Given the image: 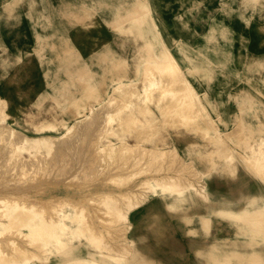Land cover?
I'll return each mask as SVG.
<instances>
[{
  "label": "rangeland",
  "instance_id": "374dc122",
  "mask_svg": "<svg viewBox=\"0 0 264 264\" xmlns=\"http://www.w3.org/2000/svg\"><path fill=\"white\" fill-rule=\"evenodd\" d=\"M141 13L145 15V23L138 22L139 26H135L134 17ZM154 32L157 33L155 41L151 40ZM162 49L172 53L173 59L177 64L176 67H178L177 76H181V79L183 78L189 83L191 93H188L186 97L188 101L181 106L182 109L190 110V112H195L194 109L199 111L193 113L196 116L193 125L180 126L175 122V120H179L176 117V112H172L170 118H168V120L170 119L169 121L175 122L173 124V122L163 121L164 118L159 116L158 109L153 104H147V107L153 112L151 117H154L153 114L157 117L153 123V127H155L153 132L149 131V126L146 123L147 121H152L151 117L144 118L142 116V118H139L141 123L136 125L130 122L127 117L131 118L130 115L132 114H134L133 117H136L141 104L135 100L138 95L135 96L133 90L136 94L143 92L140 89L142 87L141 82L144 80L143 77H146V75H143V70L146 69L147 65L149 67L154 66L152 69H155L156 65L153 58L159 59L160 50ZM137 66L139 70L135 72ZM179 73L182 75H179ZM167 79L170 78L167 77L164 80L167 81ZM130 83L135 85H132V87L129 85ZM120 87L127 88L123 91L120 90ZM125 92H128L129 98L127 94H124ZM122 94L125 97L127 96V99L124 97H121V99L120 96ZM123 98L125 99L124 101L134 98L131 101L137 105L132 113H122L128 116L125 117V115L121 114V119L128 120V123L124 121L125 124L122 120H119L123 124L115 125L117 136H128L122 145L125 149L119 150L115 136L106 135L111 143L109 145L116 146L114 148L115 151L112 153L108 150L109 146L98 153L103 159L101 167L98 162L96 163L93 160V150L87 149L89 152H86L85 145L90 148L89 145L96 140V138H93L92 142L90 137L98 136L97 138H99L105 135V132H102L106 128V125H104L105 127L102 126L105 124L103 122H105V118L110 113L116 112L121 108V102H124L122 101ZM0 104L3 116H5L4 118L0 116V125L3 129L7 131L14 130V133L22 134L27 140L39 139L40 137H45L49 140L53 138L57 145L56 148H64L67 145L64 147H61L62 145L58 146L60 144L59 141L64 140V137H68L70 140L74 136L78 137L76 131L83 133L85 129H89L94 125L100 127L99 124H101L102 126L100 128L97 127L101 130L102 136L98 135L100 130H97L98 133L95 131L97 134L95 136L96 134L93 132V135L89 129L90 132H88L89 136L87 138L89 139L88 141H91L90 144L84 145L83 139L77 140L75 137L74 140L76 139V141L73 146L78 145V148L76 147L73 150L74 147L73 149L70 148L72 145L66 146V148H70V150L68 149L69 151L67 150V154H71V150L75 152L76 149H79L77 152L80 151L79 153L83 154H76L78 156L75 155V157H78L79 160L84 159V161L90 162L88 165L93 168L91 169L93 171H89V167L79 171L83 174L85 170L83 175L75 171L76 168L81 170V168L88 166L85 164L86 162L77 160L84 163L85 166L79 168V166L73 165L74 169L70 167L72 165H68V169L70 168L68 171L74 172L69 174L70 177L64 173L66 175L65 179L61 176H65L63 172L68 171L63 170L67 169H64V167L62 168L63 172H58L56 168H58L57 166L61 168L63 163L66 166L65 164L69 163L68 160L66 162L62 161L69 159V156H66V152L59 153L61 152L60 149L56 148V150L51 152L52 148L54 149L52 144L50 151H42L46 154L40 158L43 161L47 157L48 162L55 159L52 160L53 163L51 161L50 163L54 165L56 161L54 165L56 168L53 165H48L49 163H46V159L42 164L38 163L41 159L38 162H36V159L33 160L35 158L32 157L33 153L37 151L35 147L30 149L26 147L24 148L25 150H15L13 149L15 146L7 147L8 151L15 150L17 154L19 153V157L26 159L24 163L26 164L27 162V167L30 168L32 163L30 168L32 170L30 171L28 168L23 170L25 172L20 173L22 172L20 161L18 162L16 155L13 156L12 154V157L16 159V161H12L13 165L16 167L17 165L20 166L17 168L13 166L15 169H10L11 174L7 173L5 170L7 168L3 167L4 172L0 169L1 173L6 172V176H1L6 178L3 181L0 180V186H4V189L0 187V190H3L0 193L9 192L4 194V196L8 195L9 197L4 198L10 200L13 193H17V190L21 187L22 190H19L20 192L23 191V193H18L24 194V196L18 195L17 197L18 193H15L16 196L14 194L12 199L17 197L20 201H26L27 203L25 202V204L30 202L39 203L38 206H43V203L46 205L50 202L47 200L56 201L55 199H61L58 200L60 204L62 198L64 201L68 199L67 204L72 203L70 200L75 201L73 202L75 209L83 205L80 207H84L85 212L86 210L90 212H86L88 213L87 218L92 220V222L88 220L89 224H92L89 225L90 229L93 228L92 230L101 232L104 235L102 244L105 247V244L109 246L107 247L108 250H104L105 247H102L103 249H100L101 252H97L90 247L85 236H82L78 231H72L67 228L56 232L59 244L50 246V253L46 261H38L39 259H45V256L40 255L41 258L32 259L29 264H64L65 262L82 261L92 255L104 264H255L250 259L242 260L239 263L232 261L225 263L220 259V255L223 254V258L228 259L234 258V256L240 258L242 255L253 257L259 252L264 253V240H261L262 238L260 237H256V240H254V237L250 235L249 228H245L239 221L226 220L224 212L228 208L230 211L241 213L239 212L240 206L246 202L252 204V211H249L246 216H249V218L253 216L256 219L261 216L260 220L264 218V214H262L264 212V200L261 198V196H264V182L260 181L254 171V167L245 163L246 159L251 156L252 147L264 139V0H0ZM176 106L175 102L162 103L164 111L168 108L174 109ZM143 107L145 108V105H142V110ZM28 112L32 113L30 117H26ZM102 112L103 116H101ZM137 115L139 116V114ZM99 119H102V123L99 122ZM92 120H95L94 123L98 122L99 124L96 123L92 126ZM86 124H88L87 127H85ZM128 124H131L133 128H129ZM122 125L124 126L122 127ZM41 126H53V128L40 131L39 129L44 128ZM202 126L211 129L207 136L201 133L200 129ZM143 127L145 128L143 129ZM94 128L95 126L91 128L92 131ZM120 128L125 129V132ZM213 128L216 129L214 130ZM145 129L147 132L144 131ZM129 132H131L130 135H127ZM151 132L155 133L154 138L152 137L154 135H149ZM85 134H83V137L87 136ZM224 135L229 136L223 137ZM159 137H164L170 144L169 148L165 149L162 160L157 158L165 165L164 167L160 162H157L160 164L159 169L162 167V171H164L168 167L166 165L170 162L168 169L173 171L171 173L165 170L167 173L165 171L161 173L164 175L173 174L175 173L174 170L179 169L177 167L180 165L184 169L180 168L178 173L182 171L181 173H184L186 177L184 182L183 179L181 180V183H185L186 180H192L196 181L195 184L181 187L176 193L162 196L153 194L150 189L145 187L141 190L148 198L146 202L140 203L138 206L135 205L136 207L131 212L120 218L124 222H116L119 219L115 218L111 212L107 213L110 216L105 215L106 208L102 203L103 201L100 202L103 204L102 206H98L100 204L97 205L98 195L108 191L109 188L117 192L118 189L116 188L123 189L128 182V184H131L134 180H124V182L116 181V178L115 180H110V178L114 177V174L115 177L116 175L120 176L118 173L121 172V175L129 173L133 168L132 164L136 162L135 159L139 161L140 156H144L142 155L144 154L143 148H148L150 145L155 144L153 142ZM177 137L191 141L188 146L189 155L183 154L181 150L183 144L176 143ZM68 139L66 138V140ZM221 139L224 142L220 141ZM78 141L83 142V144L79 145ZM221 146L224 147L221 148ZM82 148L85 153L82 152ZM61 150L63 151V149ZM8 151H5V153L8 154ZM48 153H52V155L65 154V158L64 156L54 158L50 155L52 159L49 160ZM86 153L89 154L86 155ZM218 153L220 154L218 155ZM74 154L72 153V155ZM19 157L17 156V158ZM70 157L72 163L70 162L69 164H73L76 160L72 158L75 157ZM219 158L223 160L217 163L219 166L214 171L206 173V169L210 171L215 167L213 162H217ZM15 159L11 158V160ZM154 159L156 161V158ZM27 160H31L29 161L31 162L29 166ZM168 160L169 162H167ZM15 162L17 163L14 164ZM119 162H125V167L132 168H123L120 171L118 169L117 171L119 172L116 173L114 169L119 165L117 164ZM151 162H147L150 163L149 166H151ZM166 162L167 164H165ZM12 163L8 165L12 166ZM35 163L36 165H34ZM43 163H46L47 166L45 167ZM82 163L79 164L83 165ZM136 163H138L136 164L137 166L133 165L136 167L135 170H144L146 168V171L151 170L149 172L150 175L148 174L149 176L156 175L151 174L153 169H148L147 163L145 164L142 161ZM211 163L212 165L207 168ZM74 164H77V162ZM142 164L145 166H142ZM152 164L157 166L155 162ZM23 165L21 167L24 169ZM94 165H96L97 169H100H95ZM32 166H36V169ZM155 166H152L154 171L158 169V166L156 168ZM37 167L41 168V170L49 169L47 172H50V170L57 172H54L55 174L51 173L52 177L50 173L48 175L47 172L43 171L41 174H46L50 178L44 180L43 175L39 173L41 170H38ZM50 167L53 168L50 169ZM108 168L110 170L114 168L111 170V172L115 171L112 172L114 174H110ZM124 169L127 171H124ZM13 170L18 174L13 172ZM37 170L38 173H36ZM100 170L101 172H98ZM95 171L96 173H94ZM75 172H77V177ZM91 172L95 175H92ZM189 172L191 174H188ZM59 173L62 174L58 176V179H62V181L59 182L58 180L57 183L53 184V178H56L55 176L59 175ZM99 173L102 175L101 178L99 177L100 179L97 178L100 175ZM12 174L15 178L22 177V181L11 178ZM71 174L74 175L73 178H71ZM196 174H198L197 177L195 176ZM32 175L37 176L33 177ZM110 175L113 176L110 177ZM46 176L44 177L46 178ZM30 177L37 178L38 181L43 179V181L47 182L52 179L53 185L50 183L52 186H49L47 182H43L46 185H42V181L39 183ZM79 177L80 179H78ZM105 177L106 181L101 183V180H104ZM8 178L9 182L10 180L14 182L18 180V182H10L11 184L9 185L3 184L9 183L7 181ZM70 178L71 180H69ZM138 178L139 176L135 180ZM23 180L28 181V186L26 187H33L30 188L32 191L29 188L20 186L22 184L25 185L26 182L24 183ZM36 182L39 183L37 188L40 189V194L37 193L38 189L35 190L36 186L34 185L37 184ZM196 183L201 184L198 185ZM15 184H19L18 189H11ZM96 186L98 187L96 188ZM9 187L10 191L8 190ZM25 189H28V193ZM14 190L15 192H13ZM250 193L257 194L259 200L253 202V200L249 199L251 197ZM95 194L97 198H95ZM199 194L204 196V198ZM27 195L28 197H25ZM2 196L0 194V198ZM29 198L31 201H27ZM18 199L17 201H19ZM45 199L47 200L45 201ZM81 199L82 201L86 200V203L88 201L87 204L90 203L89 206L91 208L85 202H80ZM92 199L96 200H94L96 202L95 205H97L95 207L101 210L98 211L94 207ZM35 200L38 203L33 202ZM40 201L44 202L41 204ZM54 201L50 202L52 206H60L55 204L57 201ZM64 201L62 202L63 204L65 203ZM78 202L80 205H78ZM36 204L35 206L38 207ZM73 204H71L72 207ZM47 205L42 208H47ZM66 206L62 205L63 211L71 209ZM86 206L87 208H85ZM50 207L47 209L51 212L54 207ZM92 207L97 212L96 210H91ZM52 212L51 214L54 213ZM91 212L94 213L92 214ZM99 212L103 215H94L96 213L99 214ZM92 215H94L96 220H93ZM103 216L106 218L104 219V224L99 225L98 221H103ZM202 218V221L207 222L201 223ZM114 219L116 220L115 222L113 221ZM110 220L115 224H111ZM93 222L98 225L93 224ZM67 224H69V221L64 220L59 226ZM114 227H122L125 231L122 228L123 232L118 231L120 228L116 230L117 228ZM110 228L112 230L111 234L109 233L110 231H107ZM104 232H108L107 235L110 237L107 235L106 237ZM2 237L7 238L8 236L3 235ZM111 237L115 240L111 239ZM223 240L248 241V244H246L248 249H257L259 252H245L246 248L242 247H239L240 249L236 252H230L228 246H225L222 248L226 250L218 253V258H210L205 254L209 244ZM119 242H123L122 244L120 243L123 247H119ZM19 243L26 247L23 244L24 242L19 241ZM115 244L119 246H115ZM110 246L113 247L110 248ZM126 246L130 250L128 254L122 255L123 253L121 254L117 251L124 249ZM114 247L115 249H113ZM111 249L113 250L111 251ZM128 249L124 250L127 251ZM122 250L120 251L122 252ZM113 251L114 253L117 252L118 255L114 254ZM111 252L114 254L113 256ZM216 252L215 250L211 255H215Z\"/></svg>",
  "mask_w": 264,
  "mask_h": 264
},
{
  "label": "bare ground",
  "instance_id": "6f19581e",
  "mask_svg": "<svg viewBox=\"0 0 264 264\" xmlns=\"http://www.w3.org/2000/svg\"><path fill=\"white\" fill-rule=\"evenodd\" d=\"M40 2V1H39ZM220 6V5H219ZM41 7H43V6H41ZM42 9V8H41ZM46 10V9H45ZM26 15V14H25ZM98 16V15H97ZM175 17V16H174ZM28 19V18H27ZM60 19V18H59ZM134 25L135 26H139V23H145V15H143V13H141V14H139L138 16H135L134 17ZM30 22V21H29ZM139 22V23H138ZM179 22V21H178ZM32 25V24H31ZM33 26V25H32ZM181 27V26H180ZM183 27V26H182ZM155 28V27H154ZM186 28V27H185ZM178 29V28H177ZM154 31V30H153ZM196 33V32H195ZM192 34V33H191ZM190 34V35H191ZM239 34V33H238ZM157 36V33H155L154 32V34L152 35V38H151V40H153V41H155V37ZM169 36V35H168ZM235 38V37H234ZM176 39V38H175ZM186 39V38H185ZM171 40V39H170ZM213 40H215V39H213ZM216 41V40H215ZM40 45V44H39ZM173 45V44H172ZM36 49V48H35ZM112 49V48H111ZM33 51V50H32ZM40 51H42V50H40ZM34 52L36 53V51L34 50ZM44 54V53H43ZM36 55V54H35ZM160 58L159 59H157V58H153L155 61H154V64L156 65L155 66V69L153 68L152 69V67H154V66H152V67H149L148 65H147V67H149V69H147V67H145L146 69H144L143 71L146 73H144L143 72V75L145 76L146 75V77H143L144 78V80L141 82L142 84V87L140 88V89H142V93L141 94H136V92L133 90V93H135V96L136 95H138V96H136V99L135 100H137L141 105V107H142V105L144 106L145 105V108L143 107V110L141 109V107H137L138 108V111H137V114H139V116L136 114V117H133L134 116V114H132V115H130V117L131 118H129V117H127L128 118V120H130V122H132L133 124H140L141 122L139 121V118H142V116L145 118V117H151L152 116V111L150 110V108H148L147 107V104H153L157 109H158V112H159V116H161V118H164V120L163 121H169L168 120V118H170V116H171V113L172 112H176L177 113V116L176 117H178V121H176L175 120V122H177V124H179L180 126H187V125H193L194 124V122H195V118H196V116L195 115H193V113H196L197 111H199V110H195L194 109V111L195 112H193V111H191L190 112V110H187V109H182V105L184 104V103H186L188 100H187V95H188V93H191V90H190V88H189V83H188V81L187 80H185V79H181V76H177V68L178 67H176L177 66V64H176V62H175V60L173 59V56H172V53L171 52H169V51H167L166 49H162V50H160ZM247 56V55H246ZM86 57H88V56H86ZM41 66V65H40ZM39 66V67H40ZM144 66H146L145 64H144ZM143 66V67H144ZM51 69V68H50ZM96 69V68H95ZM139 69H138V66L136 67V69H135V72H137ZM146 70V71H145ZM179 70V69H178ZM72 72V71H71ZM180 72V71H179ZM57 73V72H56ZM60 73V72H59ZM181 73H179V75H180ZM52 75V74H51ZM50 75V76H51ZM182 75V74H181ZM175 76H177L176 78H175ZM167 77H169L170 79H167V81L166 80H164V79H166ZM183 77V76H182ZM179 78V79H178ZM181 79V80H180ZM48 82V81H47ZM129 85H135V84H132V83H130ZM71 86V85H70ZM132 86V87H133ZM130 87V86H129ZM185 87V88H184ZM47 88V87H46ZM49 88V87H48ZM121 88V87H120ZM123 88V89H122ZM120 90H125L126 88H124V87H122ZM131 88V87H130ZM129 88V89H130ZM123 91H120V92H123ZM44 93V92H43ZM128 92H125L124 94H127ZM130 93H132L131 91H130ZM132 93V94H133ZM40 94V93H39ZM123 95V94H122ZM120 96V98L121 97H124V98H126L127 99V96L125 97L124 95L123 96ZM128 95V94H127ZM53 96V95H52ZM135 96H133V97H135ZM158 96V98L156 99V97ZM123 98V100L122 101H124L125 99ZM128 98H129V95H128ZM46 99V98H45ZM51 99V98H50ZM122 99V98H121ZM68 100V99H67ZM131 100H134V98L133 99H131ZM131 100H126V101H124V102H121L122 103V105H120V109L119 110H117L116 112H112V113H110V115L107 117V118H105V122H103V123H105V124H103L102 126L103 127H105L104 125H106V128L104 129L105 131H103L102 130V132H105L104 134V136H102V133H101V130L100 129H98V128H100V127H102L101 126V124H99L98 122H96V123H98L99 125H100V127H98L97 125H94L95 126V128H94V130L92 131V129L91 128H93L94 126H93V124H96V123H94L95 122V120L93 121V123H92V126L93 127H90L89 129H90V131H91V133L93 134V132H94V134H96L95 133V131L98 133V131H99V134L98 135H100V136H102V137H99V138H97L98 136H97V134L95 135V136H97V137H93L92 135V137H90V140L93 142V138L95 139L96 138V140L94 141V143H92L93 144V146H92V144L91 145H89L90 146V148H87L88 146L87 145H85V144H90V142L91 141H88L89 139L87 138L88 136H89V134H88V132H90L89 131V129H85V132H81V131H79L80 133H78V131H76V133L78 134V137H76V136H74V138L76 137V139L78 140V139H83L82 141H84L85 143H84V145L86 146V148H85V150H86V152H89L87 149H92L93 150V154H94V158H93V160H95L96 161V163L98 162L99 164H100V166L102 167V161H103V159L101 158V155L100 154H98V153H100L102 150H103V148H106L107 146H109L108 147V150L110 151V153H112V152H114L115 151V146L114 145H109V144H111L110 143V141L108 140V138L106 137V135H112V136H115V139L118 141L117 142V144H118V148H119V150H122V149H125V147H122V145H123V143L125 142V140L128 138V136H117L116 135V128H115V125L116 124H123V122L125 121L124 119L122 120L121 118V114L122 113H125V112H129V113H132V111H133V109H135L136 108V106L137 105H135V104H133V102L131 101ZM44 101V100H43ZM137 101H134V102H137ZM173 102H175L176 104H177V106L174 108V109H170V108H168L167 110H163L162 109V103H173ZM41 103V102H40ZM138 103V104H139ZM4 104V103H3ZM4 106V105H3ZM39 108V107H38ZM37 108V109H38ZM63 108H65V107H63ZM63 110V109H62ZM192 110V109H191ZM2 107H1V104H0V116L2 117V118H4L5 116H3V113H2ZM105 111V110H104ZM103 111V112H104ZM103 112H102V115L101 116H103ZM108 112V111H107ZM31 112H28L27 114H26V117H30L31 116ZM123 116L125 115V117L126 116H128L127 114H122ZM95 116H97L96 114H95ZM153 118H152V121H147L146 123H147V125L149 126V131H153V129H155V127H153V123L156 121V118L157 117H155V115L153 114ZM81 117V116H80ZM83 117V116H82ZM119 117H120V119H119ZM125 117H123V118H125ZM93 118V117H92ZM98 118V117H97ZM102 118V117H101ZM126 118V119H127ZM167 118V119H166ZM102 119H104V118H102ZM102 119H99V122H101L102 123ZM87 120V119H86ZM98 120V119H97ZM119 120H122V121H119ZM128 120H126L125 122L126 123H128L127 121ZM83 121V120H82ZM117 121H119V122H117ZM204 121V120H203ZM83 122H86L85 120L83 121ZM124 122V123H125ZM169 122H173V124L175 123L174 121H169ZM179 122V123H178ZM90 123V124H91ZM125 123V124H126ZM89 124V125H90ZM118 125H116V126H118ZM131 125V124H130ZM129 124H128V126H129V128L131 127V128H133V126L131 125L130 126ZM172 125V124H171ZM47 126V125H46ZM83 126V125H82ZM81 126V127H82ZM88 126V124H86V126L85 127H87ZM121 126V125H120ZM124 125H122V127H123ZM168 126V125H167ZM173 126V125H172ZM36 127V126H35ZM41 127H44V128H41V129H39L40 131H43L44 129H49L50 130V128H53V126H48V127H45V126H41ZM98 127V128H97ZM80 128V127H79ZM97 128V129H96ZM125 128H127V127H125ZM145 127H143V129H144ZM81 129V128H80ZM80 129H78V130H80ZM123 132H125V129H123V128H120ZM214 130L216 129V128H213ZM83 130V129H82ZM98 130V131H97ZM137 130H140V129H137ZM201 133H203L204 135H206L207 136V134H209V132L211 131V129L209 128V127H206V126H202L201 127ZM213 130V131H214ZM14 131V130H13ZM13 131H11V130H9V131H7V130H5V129H3L2 128V126L0 125V142H1V144H0V158H1V161H0V166H1V168L0 169H2L3 170V167L4 168H7L8 170H9V172H8V170L7 169H5L6 171H7V173H10V169H15V168H17L18 166H22L23 164V166H24V169H23V167H21L20 166V168L22 169V172H20V173H23V172H25V171H23V170H27L29 167H27V162H26V164L24 163L25 162V160L26 159H23V158H21V157H19L20 155H18L17 154V152H15V150H18V149H24V148H26V147H28V149H30V148H32V147H35L36 148V152L35 153H33V160H35L36 159V162H38L40 159H41V161H39L38 163L39 164H42V162L43 161H45V159L47 160V157L42 161V158H40V157H42V156H45V154L46 153H43L42 151H46V152H48V151H50L49 149L53 146L54 147V149L52 148V150H51V152H53V150H56V149H60V151L61 152H59V153H63V152H66L65 154H67V150L69 149L70 150V148H72L73 149V147H74V149L73 150H75V148L77 147L78 148V145L77 146H73L74 145V142L76 141V139L74 140V138L72 139V140H70V139H68V137H64L65 139L63 140L62 138V140L61 141H59V145L58 146H61V147H64L66 144L67 145H72L70 148H66V146L64 147V148H56L57 147V145L55 144V141H54V139L52 138V140H49V139H46L45 137H40L39 139L37 138V139H31V140H27L25 137H23L22 136V134H17V133H14ZM87 131V132H86ZM144 131H146V129L144 130ZM144 131H142V132H144ZM147 132V131H146ZM154 132V131H153ZM153 132H151V133H149V135H154V136H152L153 138L155 137V133H153ZM75 133V134H76ZM84 133H86L87 134V136H84L83 137V134ZM130 133L131 132H129V133H127V135H130ZM74 134V135H75ZM76 134V135H77ZM85 134V135H86ZM93 134V135H94ZM220 134V133H219ZM80 135V136H79ZM216 136V135H215ZM226 136H229V135H224L223 137H226ZM83 137V138H82ZM209 138H212L211 136H208ZM208 137H207V139H208ZM66 138L68 139V140H66ZM134 138H136V137H134ZM199 138H201V137H199ZM221 138V137H220ZM228 138V137H227ZM56 139V138H55ZM137 139V138H136ZM135 139V140H136ZM58 140H60V139H58ZM57 140V141H58ZM74 140V141H73ZM138 140H140V139H138ZM203 140V139H202ZM209 140V139H208ZM213 140V139H212ZM137 141V140H136ZM210 141V140H209ZM220 141H222V142H224L223 141V139H221ZM79 142V141H78ZM89 142V143H88ZM153 142V141H152ZM190 142L191 141H189L188 139H186V138H180V137H177L176 138V143L178 144V143H182L183 144V146L181 147V150L183 151V154H187V155H189V152H188V146L190 145ZM58 143V142H57ZM153 143H155V144H153V145H150V147H148V148H143V153L144 154H142V155H144V156H140V159H139V161H137L136 159H135V161L136 162H145V164L149 161V162H151V161H154L155 159L154 158H156V161H154L155 162V164H157V166H155L154 164H152V163H154V162H151V166H149V164L150 163H147L146 165H148L149 167H147L148 169H153V173L151 172V174H156V175H154V176H149L150 175V171H146V168L144 169V170H135L136 169V167H134V166H137L136 164H138V163H136V162H134L135 164H132V167H129V168H132L130 171H129V173L127 172V173H125V172H123V173H125V174H122L121 175V173H118V174H120V176L118 175H116V177H115V174L114 173H112V172H115L116 171V173L117 172H119L120 170H123V168H126V169H129V168H127V167H125L126 165V163L124 162H119V163H117V164H119V165H117L116 167H115V171H112L111 172V170H113V169H109V173L110 174H114V177H111V176H113V175H110V180H115V178H116V181H124V180H126V181H130V180H134L131 184H126V185H124L125 187L123 188V189H120V188H116V189H118V191L117 192H115V191H113V190H111L110 188L108 189V191H105V192H102V193H100V195H101V197H100V195H98L99 196V200H97V205L98 204H100V205H98V206H102L103 204H104V206H105V215L107 214V213H112L113 215H114V217L115 218H118L119 220H113L114 222L116 221V222H124V220L123 221H121V219L120 218H123V217H125L129 212H131L132 210H133V208H135L136 206H138L140 203H145L146 202V200L148 199L147 197H146V195L142 192V190L146 187L147 189H150V191L153 193V194H155V195H157V196H162V195H166V194H172V193H176V192H178L179 190H180V188L181 187H184V186H192V185H194L195 184V182L194 181H192V180H186L185 181V183H181V180L183 179V182H184V178H186L185 177V174L184 173H178L179 172V170H180V168H182V169H184L183 167H180V165H178L179 167H177V168H179V169H176V167H175V169L176 170H174V172L175 173H173V174H166V175H164V174H162V173H164V171L165 170H168V171H172V170H169L168 168H169V164H170V162H169V160L167 161V162H169V164H167V162L165 163V164H167L166 165V169L164 170V171H162V167H160V169H159V165L160 164H162V165H164V163H161L162 161H159V160H157V158H159V159H161V158H163V156H164V151H165V149L168 147L169 148V141L168 140H166V139H164V137H159V138H156L155 139V142H153ZM158 143V144H157ZM51 144H52V146H51ZM77 144V143H76ZM75 144V145H76ZM80 144H83V142H79V145ZM223 144V143H222ZM83 145V146H84ZM8 146H15L13 149H15L14 151L12 150L11 152H10V150L8 151V149H7V147ZM83 146H81V147H83ZM194 146H197V145H194ZM225 146H227V145H225ZM67 147H69V146H67ZM222 147H224V146H221V148ZM11 148V147H10ZM56 148V149H55ZM79 148H80V146H79ZM201 148V147H200ZM225 148H227V147H225ZM7 149V150H6ZM61 149H63V151L61 150ZM66 151H65V150ZM8 151V154H6L5 153V151ZM25 150V149H24ZM27 150V149H26ZM68 150V151H69ZM73 150H71V154H67L66 156H69V159H65V160H63L62 162H66V160H68V162L70 163L71 162V160H70V156H74L75 157V155L76 154H78V155H80V154H83V153H79V152H77L79 149H76V151L75 152H73ZM83 150V151H82ZM82 152H84L85 150L82 148ZM221 150H223V149H221ZM28 151V150H27ZM219 151H220V149H219ZM13 152V153H12ZM23 152V151H22ZM55 152V151H54ZM91 152V151H90ZM16 153V154H15ZM70 153V152H69ZM72 153H75L74 155H72ZM85 153V152H84ZM237 153V152H236ZM12 154H13V156L14 155H16L15 157H16V159H18V162L20 161V165H17V167L15 166V165H13V163H12V161L14 162V161H16V159H15V157H12ZM49 154V153H48ZM55 154V153H54ZM65 154H63V155H57V154H55V155H52V153H50L49 154V160L50 159H52V158H50V155L51 156H53L54 158L55 157H57V156H64ZM87 154H89V153H86V155ZM220 153H218V155H219ZM78 155H76V156H78ZM91 155H92V153H91ZM109 155H111V154H109ZM195 155V154H194ZM209 155V154H208ZM218 155H216V156H218ZM228 155V154H227ZM226 155V156H227ZM17 156L20 158V160H19V158H17ZM85 156V155H84ZM89 157H90V155H88ZM93 156V155H92ZM80 157V156H79ZM82 157V156H81ZM86 157V156H85ZM188 157V156H187ZM11 158H13V159H15V160H11ZM30 158V157H29ZM28 158V159H29ZM37 158H38V160H37ZM61 158V157H60ZM64 158H65V156H64ZM75 158H77V159H75ZM75 158H72L73 160H76V161H74V163H76L77 162V164H79V163H82V162H86V161H84V159H82V160H79V158L78 157H75ZM82 158H84V157H82ZM87 158V157H86ZM245 158V157H244ZM9 159H10V161H9ZM31 159V158H30ZM52 160H55V159H52ZM52 160H50L51 162H52ZM57 160H59L58 158H57ZM77 160H79V161H82V162H79V161H77ZM87 160H88V158H87ZM91 160H92V158H91ZM162 160V159H161ZM28 161V160H27ZM29 161H31V160H29ZM28 161V166H29V164L31 163V162H29ZM50 161L48 162V160H47V162L46 163H49L48 165H50V166H52L53 164V162L52 163H50ZM94 161V162H95ZM221 161H223V160H221V158H219L218 160H217V162H213V164L215 165V167L213 168V169H211L210 171H209V169H206V173H209V172H212V171H214L219 165L217 164V163H219V162H221ZM10 162V163H9ZM34 162V161H33ZM41 162V163H40ZM61 162V161H60ZM79 162V163H78ZM157 162H160V164L159 163H157ZM12 163V166H9L8 164H11ZM17 162H15L14 164H16ZM46 163H43V164H45V167L47 166L46 165ZM55 164H56V161L54 162ZM69 163H66L65 165L67 166H64L63 164H62V166H61V168H59V166H57L58 168H56L54 165H53V167H55L56 169H58V172H63V171H68V170H70V168L68 169V165H76L77 167L79 166V168H81V167H84L85 165H84V163H82L83 165H77V164H69ZM72 163V162H71ZM90 162H86L85 164L86 165H88ZM245 163L246 164H248V165H251V166H253L254 167V171H255V173H256V175L259 177V179H260V181H263L264 182V139L262 140V141H260L259 143H256L255 145H254V147H252V149H251V156L250 157H248L247 159H246V161H245ZM141 164V163H140ZM139 164V165H140ZM26 165V166H25ZM31 165H32V163H31ZM31 165H30V168H31ZM34 165H36V163L34 164ZM91 165H93V164H91ZM134 165V166H133ZM161 165V166H162ZM212 165V163L211 164H209L208 165V167L207 168H209L210 166ZM233 165V164H232ZM13 166H15V168L13 167ZM38 166V165H37ZM70 166L71 168H74L75 169V167L73 166ZM142 166H145V165H143L142 164ZM152 166H155V168L157 167L158 169H155V171H154V168H152ZM32 167H34V169H36L35 167L36 166H32ZM40 167H42L43 168V166L42 165H40ZM44 167V168H45ZM53 167H50V169L51 168H53ZM65 167V168H64ZM86 168H81V170H79L78 168H76L75 169V171H83V169H87V167H89L90 168V166L88 165V166H85ZM93 167H96V165H94ZM99 167V166H98ZM164 167H165V165H164ZM28 169V170H32V169ZM49 168V167H48ZM54 168V169H55ZM62 168H64V169H67V170H63L62 171ZM117 168V169H116ZM187 168H188V166H187ZM228 168V167H227ZM37 169L38 170H41V168H39V167H37ZM60 169H61V171H60ZM78 169V170H77ZM91 169H93V168H90V169H88L89 171H93V170H91ZM95 169H97V167L95 168ZM94 169V170H95ZM100 169V168H99ZM99 169H97V170H99ZM119 169V171H117ZM18 170V169H17ZM38 170L36 171V173H38ZM47 170H49V169H43V170H41L39 173H40V175H43V174H41V173H43V171H45V172H47ZM71 170H73V169H71ZM88 170H87V172H88ZM96 170V171H97ZM1 171V170H0ZM35 171V170H34ZM96 171L94 172V173H96ZM124 171H127V170H125L124 169ZM184 171V170H183ZM2 172H4V170L2 171ZM13 172H15L16 173V171H14L13 170ZM12 172V173H13ZM54 172H57V171H55V170H50V172H47V174L48 173H50V176H52L53 177V175H51V173H54ZM69 172V173H68ZM68 172H63V174L65 173V174H67V176H69V174L70 173H72V172H74V171H68ZM84 172H85V170H84ZM84 172H83V174H84ZM98 172H101V170L100 171H98ZM97 172V173H98ZM105 172H107V171H105ZM162 172V173H161ZM166 173H167V171H165ZM173 172V171H172ZM171 172V173H172ZM193 172V171H192ZM196 172V171H195ZM1 173V172H0ZM6 173V172H5ZM5 173H1L0 174V177L3 175V177H4V175H5ZM15 173H14V175H15ZM76 173V177L78 176L77 175V172H75ZM80 173V172H79ZM78 173V174H79ZM89 173V172H88ZM93 172H91V174L92 175H95ZM104 173V172H103ZM11 174V173H10ZM10 174H8V175H10ZM16 174H18V173H16ZM26 174H27V171H26ZM45 174V173H44ZM55 174V173H54ZM61 174L62 173H59V175H57V176H55L56 178H53V184L54 183H57L58 182V176H61ZM64 174V175H65ZM80 174H82V172L80 173ZM79 174V176L81 177V175ZM82 174V175H83ZM100 174V173H99ZM107 174H108V172H107ZM149 174V175H148ZM188 174H191L190 172L188 173ZM20 175V174H19ZM24 175H25V173H24ZM49 175V174H48ZM48 175L46 176V174L45 175H43V178H44V180H46V179H50V178H48ZM86 175L88 176V174L86 173ZM98 175V174H97ZM104 175V174H103ZM143 175V176H142ZM197 175L198 174H196L195 176L197 177ZM246 175V174H245ZM249 175V174H248ZM6 176V175H5ZM18 176V175H17ZM33 177L35 176H37V175H32ZM44 176H46V178L44 177ZM71 178H73L74 177V175H72L71 174ZM105 176H106V173H105ZM136 176V177H135ZM139 176V178L137 179V180H135V178H137ZM140 176H142V177H140ZM191 176V175H190ZM190 176H188V177H190ZM192 176H193V173H192ZM194 176V177H195ZM8 177V176H7ZM10 177V176H9ZM13 177V174H12V176H11V178ZM21 177V176H20ZM62 178L64 177V179L66 178V175L65 176H61ZM70 177V176H69ZM80 177L78 178V179H80ZM102 177V175L100 174V175H98V179H100V178ZM104 177V176H103ZM194 177H192V178H194ZM247 177H249V176H247ZM6 178V177H5ZM5 178H2L1 177V181H3ZM13 178H15V177H13ZM24 179H25V177H23ZM28 178V177H27ZM26 178V179H27ZM30 178H32V177H30ZM41 178V177H40ZM60 178V177H59ZM71 178L69 179V180H71ZM109 178V177H108ZM118 178V179H117ZM200 178V177H199ZM245 178V177H244ZM15 179H20L21 181H22V177L21 178H15ZM32 179H34V180H36L37 182H39L40 183V181H42L41 183H42V185H46L45 183H43V182H47V181H43V179H39L40 181H38V179L37 178H32ZM31 179V180H32ZM55 179H57L56 181H55ZM68 179V178H67ZM77 179V180H78ZM96 179V178H95ZM103 179V178H102ZM106 179V177L104 178V180H101L102 182L101 183H103V181H106L105 180ZM187 179H191V178H187ZM242 179V178H241ZM19 180V181H20ZM28 180H29V178H28ZM73 180V179H72ZM74 180H75V178H74ZM82 180H83V178H82ZM81 180V181H82ZM109 180V179H108ZM195 180H198V179H195ZM236 180V179H235ZM7 181L9 182V178L7 179ZM20 181V182H21ZM51 181H52V179H51ZM51 181H49V182H47L48 184H49V186H52L53 184H52V182ZM60 181H62V179L61 180H59V182ZM100 181V180H99ZM98 181V182H99ZM10 182H14V181H11L10 180ZM3 183V184H11V183ZM16 182H18V180H15V182L14 183H16ZM23 182L25 183L26 181L25 180H23ZM35 182V181H34ZM36 182V183H37ZM70 182V181H69ZM73 182V181H72ZM125 182V181H124ZM226 182V181H225ZM28 181L25 183V185H23L22 183V185H20V186H23V187H26V186H28ZM32 183H33V180H32ZM36 183H34V184H36ZM39 183H37L36 185H34V186H36V188H35V190L36 189H38L37 187H39ZM50 183L52 184V185H50ZM196 184H198V183H196ZM199 184H201V183H199ZM198 184V185H199ZM229 184V183H228ZM16 185V184H15ZM14 185V187H11V189H13V188H17L18 189V185H16L15 186ZM32 185V184H31ZM30 185V186H31ZM38 185V186H37ZM41 184H40V186H42ZM241 185V184H240ZM11 186V185H10ZM19 186V187H20ZM69 187H70V185H68ZM71 186H73V185H71ZM101 186V185H100ZM0 187H3V189H4V186L2 185V186H0ZM68 187V188H69ZM98 186H96V188H97ZM26 188H33L32 186L31 187H26ZM41 188V187H40ZM42 188H43V186H42ZM101 188V187H100ZM104 188V187H103ZM107 188V187H106ZM186 188V187H185ZM7 189V188H6ZM17 189H15V190H17ZM20 190H22L21 189V187L19 188ZM17 190L18 192H20V190ZM24 189V188H23ZM142 189V190H141ZM195 189V188H194ZM9 191H10V187H9V189H8ZM15 190L13 191V192H15ZM28 190V189H27ZM26 189H25V191H27ZM31 191H32V189H30ZM39 190L40 189H38V192L37 193H39ZM141 190V191H140ZM0 191H3V190H0ZM7 191V190H6ZM6 191H4V192H6ZM196 191V190H195ZM11 192H12V190H11ZM10 192V193H11ZM17 192V193H18ZM22 193H23V191H21ZM20 192V193H21ZM35 192V191H34ZM198 192V191H197ZM6 193H9V192H6ZM6 193H0L1 195H3L1 198H0V237L1 238H3L2 236L3 235H7L8 237L7 238H3V239H1L0 238V264H29L30 262H31V260L32 259H36V258H39L40 257V255L41 256H45V259L43 258V259H39L38 261H40L41 260V262H44V261H46L47 260V257L49 256V253H50V246L52 245V244H59V241L57 240V237H56V232H58V231H63L64 229H67V228H69L70 230H72V231H78L82 236H85L86 238H87V242L90 244V247L91 248H93V249H95V251H97V252H101L100 251V249L102 248V247H105L103 244H102V242H104L103 240H104V235L101 233V232H97L96 230H92V229H90V227H89V225H92V224H89V221H91L92 222V220H89L90 218H87L88 217V213H90V212H88V210H86V212H88V213H86L85 211H84V207H80V206H83V205H80V203L78 204V205H80L78 208H74V204H73V202H75V201H71L70 200V202H72V203H69V204H67L66 202L68 201V199L67 200H65L64 201V199L62 198V202L64 201L65 203L63 204L62 202H60V204H59V202H58V200H61V199H55L56 201H54V202H56L55 204L57 205V204H59L60 206H52L51 205V203L50 202H53L52 200H47V199H45V201L47 200V201H50L49 203H47V204H49V205H47L48 207H54L52 210H51V212L53 211L54 213H55V215H54V213L53 214H51V212L47 209V208H42L43 206H45L46 207V205H45V203H43L44 201H40L41 202V204L43 203L44 205L42 206H38V202L35 200V201H33V202H37L38 204H36V203H30V202H28L29 204H25V202L22 200V201H20V199H18L17 197H18V195L19 196H24V194L23 195H21V194H17L16 192V194H17V197H14V198H16V199H12L13 197V195L15 194V193H13V195L11 196V199L9 200V199H6V198H4V197H9L8 195L6 196H4V194H6ZM25 193V192H24ZM27 193H28V191H27ZM37 193H34V194H37ZM95 193V192H94ZM16 194L14 195V196H16ZM32 194V193H31ZM40 194V193H39ZM25 195H26V193H25ZM202 198H204V196H202L201 194H199ZM25 197H28V195L27 196H25ZM24 197V199H26ZM94 198V197H93ZM95 198H97V196H96V194H95ZM263 198H264V196H263ZM17 199L20 201H17ZM34 200V199H33ZM93 200V199H92ZM95 200V199H94ZM93 200V201H94ZM27 201H31L30 200V198L29 199H27ZM86 201V200H85ZM85 201H82V199L80 200V202H85ZM96 201V200H95ZM93 202L94 203V207L95 206H97V205H95V203L96 202ZM101 201H103L102 203H100ZM24 202V203H23ZM178 202V201H177ZM27 203V202H26ZM86 203V202H85ZM87 203H88V201H87ZM86 203V204H87ZM93 203H91V204H93ZM35 204L38 206V207H36L35 206ZM71 204H73V207H72V205ZM76 204V203H75ZM90 204V203H89ZM89 204H87L88 206H89ZM62 205H67L66 207L68 208V207H70L71 209L70 210H68V211H63L62 210ZM136 205V206H135ZM92 206V205H91ZM41 207V208H40ZM50 207V208H51ZM56 207V208H55ZM94 207H92V209L91 210H96V209H93ZM85 208H87V206L85 207ZM89 208H91L90 206H89ZM95 208H97V207H95ZM99 208H101V207H99ZM103 209H104V207H102ZM48 211H47V210ZM97 210L99 211V210H101V209H98L97 208ZM97 210H96V212H97ZM47 211V212H46ZM158 211V210H157ZM224 212H226V210H224ZM85 213H86V215H85ZM92 213V212H91ZM94 213V212H93ZM92 213V214H93ZM104 213V212H103ZM161 213V212H160ZM101 212H99V214L98 213H96V214H94L95 216H102L103 214H101ZM111 214V215H112ZM148 214V213H147ZM164 214V213H163ZM262 214H264V212H262ZM54 215V216H53ZM94 215H92L93 216V220H96V219H94ZM104 215V216H105ZM108 216H110L109 214H107ZM112 215V216H113ZM247 215V213L246 212H244V211H241V213L240 214H236L235 216H234V219L236 220V221H239L242 225H244V227L245 228H249V232H250V235L251 236H253L254 238V240H256V237H260V238H262L261 240H264V218L263 219H259V218H261V216H259V218L258 219H256V218H253V216H251L252 218H249L248 216H246ZM251 215V214H250ZM89 216H90V214H89ZM103 216V217H104ZM113 217V218H114ZM169 217V216H168ZM256 217V216H255ZM97 219H98V217H96ZM107 218H109V217H107ZM100 219V218H99ZM102 219V218H101ZM104 219H106L105 217L103 218V221L101 220V222H100V220L98 221L99 222V225L101 224H104L103 222H104ZM110 219V218H109ZM64 220H68L69 221V224H67V225H61V226H59L60 224H61V222L62 221H64ZM89 220V221H88ZM108 220V219H107ZM203 220V218L201 219V223H205V222H207V221H202ZM205 220V219H204ZM111 221V220H110ZM113 221H111L110 223L111 224H115V223H113ZM166 221V220H165ZM106 222V221H105ZM93 224H96V223H94L93 222ZM109 224V223H108ZM111 224H109V225H111ZM96 225H98V224H96ZM109 225H105V226H109ZM59 226V227H58ZM94 226V225H93ZM105 226H103L105 229H106V227ZM95 228L97 229V227L95 226ZM114 228H117L116 230H118L119 228V230L118 231H122L121 230V228L122 227H114ZM113 228V230L115 231V229ZM101 229H102V227H101ZM101 229H100V231H101ZM123 229V228H122ZM103 230V229H102ZM124 230V229H123ZM106 231V230H105ZM107 231L111 234V232H112V230H111V228H110V230H108L107 229ZM125 231V230H124ZM108 232L107 233H105L104 232V234H105V236L108 234ZM123 232V231H122ZM108 236V235H107ZM106 236V237H107ZM112 236V235H111ZM108 237H110V236H108ZM115 237V236H114ZM117 238V237H116ZM106 239V238H105ZM107 239H109V238H107ZM111 239H113V240H115L113 237H111ZM126 239V238H125ZM113 240H111V241H113ZM138 240H140V239H138ZM19 241L21 242L22 241V243L23 244H25V246L26 247H23L22 245H20V243H19ZM110 241V240H109ZM248 241H233V240H229V241H226V240H223V241H219V242H216V243H211V244H209L208 245V247H207V249H206V252H205V254L206 255H208V257H210V258H218V253H221V252H224L226 249L224 248H222V247H225V246H228V248H229V250H230V252H236L238 249H240L239 247H242V248H246V250H245V252L246 251H249L250 253H253L254 251L255 252H259V250H257V249H253V250H251V249H248V246L246 245V244H248L247 243ZM106 243V242H105ZM118 243V242H117ZM122 244L123 242H119V244ZM130 243H131V241H130ZM142 243V242H141ZM113 245H114V243H112ZM111 244V245H112ZM121 244H120V246L118 245V244H115V246H119V247H123V246H121ZM129 244V243H128ZM103 245V246H102ZM106 245V247L104 248V250L106 249V250H108L107 249V247H109V246H107L108 244H105ZM127 245V244H126ZM113 246H110V248H112ZM217 248V249H216ZM103 249V248H102ZM113 249H115V247L113 248ZM113 249H111V251L113 250ZM117 249V248H116ZM123 249V248H122ZM122 249H120V250H122ZM124 249H128V247L126 246V247H124ZM122 250V252L120 251V250H117V251H119V253H123L122 255H126V254H128L129 252H130V250L128 251H126V250ZM155 249H156V247H155ZM161 250V249H160ZM217 251L216 252V254L215 255H211L212 254V252H214V251ZM124 251V252H123ZM126 251V252H125ZM110 252V251H109ZM155 252V251H154ZM153 252V253H154ZM254 252V253H255ZM39 253V254H38ZM113 253H114V251H113ZM169 253H170V251H169ZM173 253V252H172ZM262 253V252H261ZM260 252H259V254H256V256H253V257H248L247 255H242L240 258H237V257H235L234 256V258H223L224 256H223V254H221L220 255V259H222V262H225V263H229V262H236V263H239V262H241L242 260H244L245 261V259H250L252 262H255V264H264V253H262L261 254ZM111 254H112V252H111ZM114 254H117V252L116 253H114ZM114 254H112V256L114 255ZM120 254V255H121ZM150 254V253H149ZM163 254V253H162ZM118 255V254H117ZM171 255V254H170ZM170 255H168V256H170ZM175 256V255H174ZM41 258V257H40ZM152 258V257H151ZM171 258V257H170ZM173 258V257H172ZM147 259V258H146ZM151 260H153V259H151ZM150 261V260H149ZM140 263H142L141 261H139ZM135 263V262H134ZM64 264H104L103 262H101L97 257H95V256H88L87 258H84V260H79V261H71V262H65ZM126 264V263H125ZM129 264V263H128ZM178 264V263H177ZM180 264V263H179Z\"/></svg>",
  "mask_w": 264,
  "mask_h": 264
},
{
  "label": "crops",
  "instance_id": "0c3cea01",
  "mask_svg": "<svg viewBox=\"0 0 264 264\" xmlns=\"http://www.w3.org/2000/svg\"><path fill=\"white\" fill-rule=\"evenodd\" d=\"M249 195V194H248ZM250 195H251V197H249V199H251V200H253V202L255 201H258L259 200V197L257 196V194L255 195V194H251L250 193ZM261 198L264 200V198H263V196H261ZM243 205H241L240 206V210H239V212H241V211H244V212H246V213H248L249 214V211H252V204H249V203H246V202H244V203H242ZM231 209H233V208H231ZM254 211V210H253ZM225 214H226V220H231L232 222L233 221H236L235 219H234V216L236 215V214H240V213H236V212H233V211H230L228 208H226V212H225ZM249 217V216H248Z\"/></svg>",
  "mask_w": 264,
  "mask_h": 264
}]
</instances>
